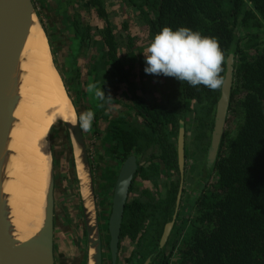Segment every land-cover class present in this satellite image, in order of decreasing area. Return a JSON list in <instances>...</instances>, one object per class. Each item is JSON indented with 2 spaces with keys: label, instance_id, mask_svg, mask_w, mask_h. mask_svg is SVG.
Segmentation results:
<instances>
[{
  "label": "trees",
  "instance_id": "16d2710c",
  "mask_svg": "<svg viewBox=\"0 0 264 264\" xmlns=\"http://www.w3.org/2000/svg\"><path fill=\"white\" fill-rule=\"evenodd\" d=\"M107 1L57 0L56 12L62 14L61 23L71 35L67 57L72 65L62 72L68 91L85 99L89 85H95L84 110L94 113L91 131L97 134L99 119L107 117L101 110L104 98L95 96L110 77L125 84L129 95L131 104L108 121L101 141L102 151L116 157V168L130 155L137 164L117 253L127 239L133 246L123 260L127 264H143L148 257L150 264H264V0H111L135 12L147 35V42L141 44L128 32L126 21L115 32ZM72 3L86 12L94 11L103 27L91 26L78 12L69 14L65 7ZM166 26L173 30L188 27L215 37L225 55L222 76L235 45L226 125L209 169L205 155L220 89L192 87L173 77L144 72L143 53ZM53 34L62 43V34ZM89 46L97 54L88 66L84 90L75 58ZM121 47L123 56L119 55ZM156 91L159 97L153 95ZM147 94L153 95L150 102ZM180 120L185 124V157L190 146L199 176L191 188L194 193L183 189L172 232L159 247L181 181L177 160Z\"/></svg>",
  "mask_w": 264,
  "mask_h": 264
},
{
  "label": "water",
  "instance_id": "95a60500",
  "mask_svg": "<svg viewBox=\"0 0 264 264\" xmlns=\"http://www.w3.org/2000/svg\"><path fill=\"white\" fill-rule=\"evenodd\" d=\"M36 18L48 42L46 31L38 16L34 0H0V264H55L54 261V187L55 175L50 136L53 127L47 135V148L50 156V169L48 172L47 186L44 201V218L40 229L31 237L20 240L13 224L10 196L6 186L10 180V159L14 154L9 148L10 133L16 121L14 116L21 100L22 63L23 51L28 39L30 28ZM234 44L226 58L224 84L220 88L216 104L213 127L210 141L205 155V167L209 169L218 154L221 139L226 125V115L229 106L230 91L233 77ZM53 67L56 68L62 85L70 103L75 105L70 97L60 70L55 64L54 54L49 45ZM72 61V60H71ZM93 91L87 90V101ZM93 96V95H92ZM97 97V95L95 96ZM94 97V98H95ZM74 123L62 122L69 138L73 159L74 173L77 179L81 200V210L84 219L85 235L87 242L88 264H103L102 238L97 215L96 193L84 131L77 122L76 112ZM177 160L180 177L182 180L185 165V124L179 121L177 133ZM137 164L134 155L128 156L120 165L110 197V214L107 220L109 234V250L111 261L116 260L120 224L124 206L129 194V188L136 172ZM12 180V178H11ZM182 182L178 190L175 209L171 221L167 222L161 233L159 247H163L176 217L178 210ZM25 201V200H24ZM26 203V202H25ZM24 203V204H25ZM26 210V208L24 207ZM148 257L143 264H150Z\"/></svg>",
  "mask_w": 264,
  "mask_h": 264
},
{
  "label": "rangeland",
  "instance_id": "374dc122",
  "mask_svg": "<svg viewBox=\"0 0 264 264\" xmlns=\"http://www.w3.org/2000/svg\"><path fill=\"white\" fill-rule=\"evenodd\" d=\"M50 0H45V3ZM65 1V0H62ZM68 2V0H67ZM35 8L38 13V16L44 26V29L47 34V38L49 41L50 48L52 53L54 54V61L58 69L60 70L62 78L65 79V76L62 75V72H65L66 66L72 65L68 63L70 60L67 55L70 53L67 44L70 42V33L67 31L65 27V23H61L63 19L61 13H57L56 9L58 2L57 0H52L53 6L55 9H48L49 6H42L40 0H34ZM49 7V8H48ZM76 4L72 3L65 8L69 14L80 13L82 14V19L87 21L93 27H103V22L96 16L94 11L86 12L80 8H76ZM107 11L110 13V19L113 21L115 25V32L118 34L120 29H122V23L124 21L128 24V32L133 36L137 37V43L141 44L147 42V35L145 32V28L141 25L137 20L135 12L125 7V5H120L117 1L108 0L106 2ZM55 10V11H54ZM67 13V14H68ZM54 31H59L62 34V41H64L63 47L60 40H56L53 34ZM127 33V32H125ZM122 46V45H120ZM125 53L124 47L120 48L119 55L123 56ZM97 54L95 47H83L77 57L75 58V65L80 72V80L83 84V89L85 90L84 82L87 80V71L88 66L91 62H93L92 56ZM135 74L137 75V70H135ZM59 76V75H58ZM60 78V77H59ZM137 83L140 85V79L138 77L134 78ZM100 82V80H99ZM66 85V84H65ZM124 92L126 91V85L121 84ZM67 87V85H66ZM68 90V89H67ZM118 92V91H117ZM140 93V91H137ZM70 97L75 98V92L71 89L68 91ZM128 95V94H127ZM154 96L159 97V92L156 91ZM153 95H144L147 101H151ZM129 97V95H128ZM87 104V101L84 98L78 97L75 98V109L77 114L84 112V106ZM111 107H108L107 111H111ZM114 112H111V114ZM64 121H57L54 125L51 132V150L53 155V165H54V175H55V187H54V225H55V253L57 256V264H88L87 259V242L85 235V226L84 219L81 210V200L80 193L78 189L77 179L74 173L73 168V159L71 153V146L69 142V138L65 131V126L62 124ZM106 122L101 118L98 121V134L93 133L92 131H84V138L86 141V146L88 150L89 157L93 155L94 162L91 167L93 178L98 180L99 178H103L109 181V175L112 176L113 172H117L119 166L115 167L113 158H106L102 156L101 153L97 152L100 148V143L98 142V137L100 136V132L106 129ZM59 129H61L59 131ZM63 129V130H62ZM186 134L190 133L186 131ZM188 140V139H187ZM101 149V148H100ZM186 165H187V179L185 181V189L186 193L191 192V188L194 185V182L197 180L199 174L196 170V160H195V152L187 147L186 152ZM113 164V172H110V166ZM202 165V159L199 166V170ZM113 178V177H112ZM151 187V184H146ZM108 190H105V184L101 183L100 187L95 186L96 193V205H97V215L98 221L101 231L102 238V251H103V264H110L109 258V234L107 231V220L110 214V200L105 199L103 196L107 194ZM109 197L112 196V191H108ZM122 249L119 253V263L123 264V260L125 257H129L133 246L131 243L125 239L122 244ZM168 249H166L167 251Z\"/></svg>",
  "mask_w": 264,
  "mask_h": 264
},
{
  "label": "bare ground",
  "instance_id": "6f19581e",
  "mask_svg": "<svg viewBox=\"0 0 264 264\" xmlns=\"http://www.w3.org/2000/svg\"><path fill=\"white\" fill-rule=\"evenodd\" d=\"M33 20L23 51L21 100L10 133L9 148L14 154L6 186L20 240L34 235L43 223L50 169L48 132L57 121L74 123L76 120L75 109L53 67L42 28L36 18Z\"/></svg>",
  "mask_w": 264,
  "mask_h": 264
},
{
  "label": "clouds",
  "instance_id": "9594fccd",
  "mask_svg": "<svg viewBox=\"0 0 264 264\" xmlns=\"http://www.w3.org/2000/svg\"><path fill=\"white\" fill-rule=\"evenodd\" d=\"M144 54L146 74L173 77L189 86L203 85L209 90H218L224 84L221 73L225 61L215 37L204 36L188 27H163L148 44ZM95 85H89L91 91ZM97 97H105L101 88ZM94 113L86 111L77 117L79 127L90 131Z\"/></svg>",
  "mask_w": 264,
  "mask_h": 264
},
{
  "label": "crops",
  "instance_id": "0c3cea01",
  "mask_svg": "<svg viewBox=\"0 0 264 264\" xmlns=\"http://www.w3.org/2000/svg\"><path fill=\"white\" fill-rule=\"evenodd\" d=\"M40 3L44 7L49 6L50 8L48 7L49 8L48 11L50 9H55V6H53V4H52V0H50L47 3H45V0H40ZM63 46H65L64 41H62V45L60 47H63ZM108 80H109L108 84L103 85V93H104L105 97H104V102L102 103V108H101V110L104 111V114L107 115V117L105 116L104 118H102L106 122L107 125H108V121L110 119L116 118L118 113L120 111H122V109H124V107H126L127 105L130 104L129 97H128L127 93L124 92V89L122 88V85H121L122 83H120L119 80L112 78V77H110ZM108 107L112 108L111 111H107ZM111 112H114V113L111 114ZM107 125H106V127H107ZM60 130L61 129H59V131ZM105 131H106V129L104 130V133H105ZM104 133H103V131H101L100 136H99L101 138L98 137V142L100 143V148H101V149L99 148L97 150V152H99V153H102L101 141H102V136L104 135ZM94 158H96V157H94ZM90 161H91V158H90ZM90 164H91V162H90ZM108 168H110V172H113V170H112L113 164L108 166ZM116 174H117L116 172H113L112 176L109 175L108 176L110 179L109 181L106 180L107 178L105 180L103 178H99L98 180L93 179L94 187L95 186H96V188H97V186L100 187V184L104 183L105 184V190L112 191L113 185L115 182V178H116ZM108 191H107V194H105L103 196L104 200L105 199H111L109 197Z\"/></svg>",
  "mask_w": 264,
  "mask_h": 264
},
{
  "label": "flooded vegetation",
  "instance_id": "af4514ba",
  "mask_svg": "<svg viewBox=\"0 0 264 264\" xmlns=\"http://www.w3.org/2000/svg\"><path fill=\"white\" fill-rule=\"evenodd\" d=\"M86 88V87H85ZM130 101V100H129ZM131 104V103H130ZM129 104V105H130ZM128 106V105H127ZM126 107H124V109H122V111H120V112H125L126 111V109H125ZM84 110H85V106H84ZM85 112V111H84ZM120 112H119V114H120ZM98 127V126H97ZM91 131V130H90ZM98 134V133H97ZM102 156H103V158L104 157H106V158H109V157H111V158H113V160H114V164L116 165L117 163V159H116V157L115 156H110V155H108V154H106L104 151H102ZM104 154V155H103ZM90 158H91V167L93 166V162H94V157H93V155H91L90 156ZM126 159V158H125ZM124 159V160H125ZM123 160V161H124ZM185 160H186V157H185ZM123 161H120V164L119 165H121V163L123 162ZM119 168H120V166H119ZM119 170V169H118ZM118 172V171H117ZM186 176H187V173H185V176H184V173H183V177H182V180L180 181V183L182 182V191H183V189H185V181H186ZM94 179V178H93ZM180 183H179V188H180ZM179 188H178V190H179ZM191 193H194V190L192 189L191 190ZM177 194H178V192H177ZM188 194V193H187ZM181 195H182V192H181ZM177 198V197H176ZM176 202V201H175ZM180 203H181V197H180V202H179V205H180ZM179 207V206H178ZM174 209H175V207H174ZM178 211V210H177ZM176 215H177V212H176ZM172 216H173V214H172ZM172 218V217H171ZM171 218L167 221V222H169V221H171ZM175 219H176V217H175ZM175 219H174V223H175ZM166 222V223H167ZM165 223V224H166ZM174 223H173V225H174ZM165 224H164V226H165ZM164 226H163V229H164ZM173 227V226H172ZM163 229H162V231H163ZM54 231H55V225H54ZM172 232V228H171V231H170V233ZM54 235H55V233H54ZM169 236H170V234H169ZM168 236V237H169ZM160 240V239H159ZM167 241V240H166ZM166 243V242H165ZM165 245V244H164ZM108 254H109V258H110V261H111V253H110V250H109V252H108ZM128 257V256H127ZM127 257H125V258H127ZM124 258V259H125ZM56 260H57V256H56V253H55V239H54V261H55V264H57V262H56ZM119 263V254L117 253V255H116V260H115V262L113 263L112 261L110 262V264H118ZM123 264H127V263H125L124 261H123Z\"/></svg>",
  "mask_w": 264,
  "mask_h": 264
}]
</instances>
